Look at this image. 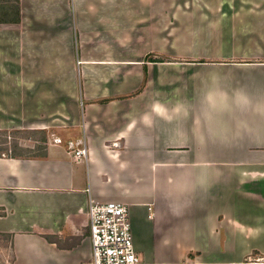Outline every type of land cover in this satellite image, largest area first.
I'll return each mask as SVG.
<instances>
[{"label": "crops", "instance_id": "0c3cea01", "mask_svg": "<svg viewBox=\"0 0 264 264\" xmlns=\"http://www.w3.org/2000/svg\"><path fill=\"white\" fill-rule=\"evenodd\" d=\"M0 130L48 139L0 153L18 264H92L91 201L141 264L264 258V0H0Z\"/></svg>", "mask_w": 264, "mask_h": 264}, {"label": "built area", "instance_id": "2783aa9c", "mask_svg": "<svg viewBox=\"0 0 264 264\" xmlns=\"http://www.w3.org/2000/svg\"><path fill=\"white\" fill-rule=\"evenodd\" d=\"M54 143L62 139L52 135ZM77 159L86 158L88 149L85 138L73 144ZM92 264H141L134 245L129 209L125 204L109 201L89 204ZM248 264H264L261 256L249 257Z\"/></svg>", "mask_w": 264, "mask_h": 264}, {"label": "rangeland", "instance_id": "374dc122", "mask_svg": "<svg viewBox=\"0 0 264 264\" xmlns=\"http://www.w3.org/2000/svg\"><path fill=\"white\" fill-rule=\"evenodd\" d=\"M43 133L29 130H0V153L11 155L15 149V144L23 146L19 150L24 154H29L27 149H33L37 153V148L43 143L40 141ZM48 142V139H47ZM69 143V140H66ZM33 154V153H32ZM257 255L253 256L256 257ZM0 264H18L16 263L13 240L11 237L0 233ZM88 264H91L90 262Z\"/></svg>", "mask_w": 264, "mask_h": 264}, {"label": "trees", "instance_id": "16d2710c", "mask_svg": "<svg viewBox=\"0 0 264 264\" xmlns=\"http://www.w3.org/2000/svg\"><path fill=\"white\" fill-rule=\"evenodd\" d=\"M40 141L43 143V145H40L38 148H37V153H34V150L33 149H27V151L29 152V154H24L22 152H19V150H23V146L21 145H18V144H15V149L12 151L13 153L11 154L12 156H44L45 155V148H46V142H47V138L46 136L43 134L42 138L40 139ZM33 153V154H32ZM6 236H9L11 237V235H7V234H4ZM12 239V238H11ZM47 239L50 241V242H56V240H53L54 238L52 237H48L47 236Z\"/></svg>", "mask_w": 264, "mask_h": 264}, {"label": "water", "instance_id": "95a60500", "mask_svg": "<svg viewBox=\"0 0 264 264\" xmlns=\"http://www.w3.org/2000/svg\"><path fill=\"white\" fill-rule=\"evenodd\" d=\"M71 146H73V143H71Z\"/></svg>", "mask_w": 264, "mask_h": 264}]
</instances>
